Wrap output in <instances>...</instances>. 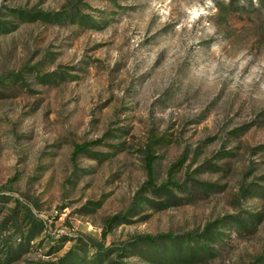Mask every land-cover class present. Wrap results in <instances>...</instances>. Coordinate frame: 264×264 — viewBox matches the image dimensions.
Instances as JSON below:
<instances>
[{
	"label": "rangeland",
	"instance_id": "374dc122",
	"mask_svg": "<svg viewBox=\"0 0 264 264\" xmlns=\"http://www.w3.org/2000/svg\"><path fill=\"white\" fill-rule=\"evenodd\" d=\"M0 264H264V0H0Z\"/></svg>",
	"mask_w": 264,
	"mask_h": 264
},
{
	"label": "trees",
	"instance_id": "16d2710c",
	"mask_svg": "<svg viewBox=\"0 0 264 264\" xmlns=\"http://www.w3.org/2000/svg\"><path fill=\"white\" fill-rule=\"evenodd\" d=\"M229 9L231 10H234L233 9V5L230 4ZM241 9H244L241 8ZM84 150V146L82 145H77L75 146V151L74 152H81ZM145 169H146V174H147V183H146V186L148 188L150 187H153L152 185V157H148L146 159V162H145ZM166 185H171L173 187H178L177 184L173 183V182H167L166 184H162L160 185L158 188H156V191L158 190H162V189H165V186ZM121 220L120 216L119 215H113L112 217L108 218L106 221H105V225H104V228H103V231H102V236L103 238L106 236V234L108 233V231L112 228L113 225H115L116 223H118V221ZM208 230V226L205 227L204 229V232L205 233L206 231ZM171 237L169 235H165V234H160V235H156V236H138L136 241H144L146 244H153V243H156L157 241H160V240H164V239H170Z\"/></svg>",
	"mask_w": 264,
	"mask_h": 264
}]
</instances>
